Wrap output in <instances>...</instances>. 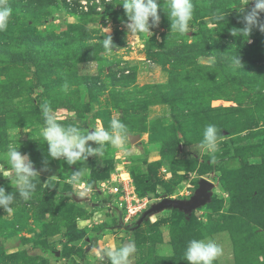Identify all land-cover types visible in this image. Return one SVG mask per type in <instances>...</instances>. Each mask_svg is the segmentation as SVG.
Listing matches in <instances>:
<instances>
[{"label": "rangeland", "instance_id": "374dc122", "mask_svg": "<svg viewBox=\"0 0 264 264\" xmlns=\"http://www.w3.org/2000/svg\"><path fill=\"white\" fill-rule=\"evenodd\" d=\"M63 2L75 11H68ZM123 2L56 0L46 7L37 31L60 34L74 25L78 31L86 30V40L81 42L92 45L103 43L105 27H110L114 50L103 47L91 60L76 54L63 73L62 67L50 74L42 67L37 77L32 64L27 69L22 65L8 77L16 85L6 82V88L0 89V186L6 194L16 192L14 178L2 175L7 171L10 144L29 154L38 171L29 200L15 193L12 212L0 208V264H111L103 251L128 242H134L137 249L129 264H188L184 253L192 239H214L222 247L213 264H264V32L253 29L249 36L237 38L241 43L249 44L253 38L261 42L256 55L263 59L257 61L255 70L249 65L247 83L240 86L229 80L243 64L200 56L197 62L205 67L201 77L207 89L202 93L211 94L213 110L204 114L182 109L179 99L172 109L158 95L165 91L159 86L167 83L168 73L146 52L162 50L168 40L191 43L201 35L222 39L231 29L243 27L238 11L246 0H240V7L217 3L225 6L218 18L215 14L194 18L193 12L186 34L171 30V0H166L158 4L160 22L152 34L135 35L125 27ZM192 3L198 7L196 13L208 14L199 0ZM252 6L250 2L245 8ZM24 13L17 23L29 18ZM162 13L168 15L170 27L162 24ZM260 20L264 22V13ZM56 53L64 57L71 52ZM60 73L62 79L52 87L41 85ZM4 79L1 75L0 82ZM183 80L176 78L173 87L185 86ZM45 105L59 122L76 125L85 134L96 127L109 129L111 120L118 118L128 129V138L121 147L106 142L103 157L88 156L73 165L64 158H51L42 136ZM209 124L221 130L215 152L201 143ZM173 138L179 143L170 152L166 144ZM76 170L83 174L73 181ZM123 172L132 177L139 194L148 198L147 208L163 196L189 198L202 177L213 183L211 198L190 213L188 224L178 213L163 209L149 215L148 223L136 226L141 213L124 222L95 190L99 182ZM84 187H91L92 192ZM216 223L222 228L210 227ZM173 237L181 253L172 261ZM98 253L103 259H98Z\"/></svg>", "mask_w": 264, "mask_h": 264}, {"label": "trees", "instance_id": "16d2710c", "mask_svg": "<svg viewBox=\"0 0 264 264\" xmlns=\"http://www.w3.org/2000/svg\"><path fill=\"white\" fill-rule=\"evenodd\" d=\"M165 1L166 0H157L158 4L165 3ZM222 1H225L230 5H235V7H240V0H199L200 7L206 9L203 10V12H207L208 14L196 13V8L198 7L195 5L193 6V12H195L194 18L214 14V16L218 18L217 14L225 11V6H218L219 4H217ZM54 3H56V0H9L8 4L12 9V13L9 18L7 29L0 32V76L4 75L5 77V82H3L4 80L0 82V89L6 86V82L16 85L15 80L12 78L8 79V77H12V71H18L19 67L22 65L27 69L28 64H32L33 67H35L37 77L39 76L42 67H44L49 74L56 72L58 67H62V71L60 72L63 73L65 70L63 67L68 63L69 59L73 60L76 54L84 56L86 60H91L103 49V43L101 42L92 45H89L86 42L82 43L81 41L86 40V30L83 29L82 31H78L75 29L74 25H70L68 29L62 31L60 34H43L37 31L36 26L39 24L42 12L46 7ZM63 5L68 11H75V8L71 9L66 2H63ZM220 9H222V11L218 12ZM23 13L28 14L29 18L17 23ZM167 19L168 15L162 13V24L166 27H170ZM222 37V39H218L201 35L194 42L179 44L168 40L165 41V44L161 45L162 50L154 52L148 50L146 52L148 58L154 59V61L161 65L168 73L167 83L159 86L160 88H164L165 91H158V95L163 101L169 104L172 109L174 108L177 99H179L178 103L183 106L182 109L187 108L189 111L198 109L204 114H208L213 110V107H211L209 103V99H212L211 94L202 93V91L204 92L207 89H203L205 82L201 77L202 72L205 71V67L197 62V58L200 56H213L221 61H230L238 55L241 59V64L244 66L242 69H239L236 74H231L229 80L235 85L240 84V86L247 83L249 79V74L247 73L249 65L255 70L257 68V61L263 59L256 55V51L259 47L258 45H260L261 42H258L255 38H253L249 44L241 43L240 41L238 42L237 38L239 36L233 37L231 31H229L226 36ZM61 51L71 53L65 54L64 57L57 56L56 52ZM62 73L55 76L53 81L41 83V85L46 89L52 87L55 80L59 82V79H62ZM176 78H180V80L185 79L183 80L185 81V86L178 87L175 85L176 87H173ZM197 80L199 82L195 84V81ZM217 86L215 88H217ZM145 87L156 88L155 86L148 84ZM146 104H148V101ZM102 115L103 114H100L99 116L104 120L105 117ZM174 123L178 124V122ZM154 124V122H150L152 128ZM151 140H154L152 135ZM178 143L179 141L176 138H173L166 145L170 146L171 148L169 151L173 152ZM165 151H167V148ZM247 166L249 167V165ZM136 192L139 194L137 188ZM15 193L17 194L18 192L16 191L14 194ZM169 210L182 216L184 223H189L188 220L191 214L186 215L175 208ZM143 222L148 223V217L144 219ZM216 226H219V224L216 223L215 225H210L211 228H216ZM220 228L222 227L219 226L216 229ZM172 239L175 251L172 255L173 261L179 258L181 252L174 244L176 237H173Z\"/></svg>", "mask_w": 264, "mask_h": 264}, {"label": "clouds", "instance_id": "9594fccd", "mask_svg": "<svg viewBox=\"0 0 264 264\" xmlns=\"http://www.w3.org/2000/svg\"><path fill=\"white\" fill-rule=\"evenodd\" d=\"M250 2L253 6L246 9L245 5ZM121 4L127 17L125 27L128 33L133 35L152 34L151 29L159 25L160 15L157 0H124ZM170 9L171 30L180 34L188 33L189 22L193 16L192 0H171ZM11 13L12 9L8 0H0V32L7 29ZM261 13H264V0H246L243 8L238 11L243 27L231 29V35L233 37L243 34L249 36L253 29L264 32V22L260 20ZM105 29L103 47L106 51L111 52L115 48L113 37L110 34L111 29L110 27H105ZM233 62L241 65L240 57L235 56ZM63 90L67 91V84L63 86ZM42 113L45 125L42 136L48 144V155L54 159L64 158L69 165L86 160L88 156L103 157L106 142L121 147L129 135L128 129L118 118L111 120L109 129L96 127L85 134L76 125H64L59 122L56 114L48 105L43 107ZM219 135H221L220 129L212 124L207 125L203 132L202 145L211 152H215ZM89 141L94 142L97 147H93ZM18 149L19 146L12 144L8 146L7 171L2 175L8 179L14 178L13 188L23 200L27 201L36 188L34 177L38 175V171L35 169L30 155L22 154ZM82 174L81 170L74 171L72 180L74 181ZM80 195L83 196L84 193L81 192ZM14 200L15 194L11 192L6 194L5 187L0 186V208L11 213V205ZM136 250L135 243L128 242L118 249H105L103 254L110 258L111 264H129L130 257ZM222 251V247L214 239H192L187 244L184 259L188 261V264H213ZM98 259H103V255L98 253Z\"/></svg>", "mask_w": 264, "mask_h": 264}, {"label": "built area", "instance_id": "2783aa9c", "mask_svg": "<svg viewBox=\"0 0 264 264\" xmlns=\"http://www.w3.org/2000/svg\"><path fill=\"white\" fill-rule=\"evenodd\" d=\"M83 189L92 192L91 187ZM95 190L111 205V209L117 210L119 218L124 222L140 214L149 203L146 196L138 195L135 183L127 172L117 173L109 180L99 182Z\"/></svg>", "mask_w": 264, "mask_h": 264}, {"label": "water", "instance_id": "95a60500", "mask_svg": "<svg viewBox=\"0 0 264 264\" xmlns=\"http://www.w3.org/2000/svg\"><path fill=\"white\" fill-rule=\"evenodd\" d=\"M212 187L213 183L202 177L198 180L197 187L189 198L178 199L163 196L159 201L151 204L148 208L141 212L136 221V226H139V224L149 215L163 209L175 208L182 211L186 215H189L194 209L201 207L210 201Z\"/></svg>", "mask_w": 264, "mask_h": 264}]
</instances>
